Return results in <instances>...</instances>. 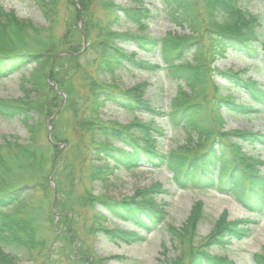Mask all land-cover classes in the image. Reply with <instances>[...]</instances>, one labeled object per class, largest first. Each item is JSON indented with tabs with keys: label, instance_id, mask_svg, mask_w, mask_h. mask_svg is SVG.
Segmentation results:
<instances>
[{
	"label": "rangeland",
	"instance_id": "374dc122",
	"mask_svg": "<svg viewBox=\"0 0 264 264\" xmlns=\"http://www.w3.org/2000/svg\"><path fill=\"white\" fill-rule=\"evenodd\" d=\"M107 0H55L48 18L35 0H0V8L12 11L19 18L30 21L37 29V38L32 43H17L13 49L17 52L28 50L41 54L44 64V76L38 81L42 87V100L52 102L50 113L36 115L34 124L35 138L40 146L50 151L51 161L45 160L43 169L32 175L12 171L6 178L7 188L22 185L25 181H34L45 176L47 192L37 188L28 200L31 208H37L34 214L39 223L38 237L46 241L42 248L32 252L16 254L17 264H185L188 256V245H193L212 233L222 216L227 220L247 219L249 232L241 240H230L224 246H211L208 252L225 257L232 264H254L252 256L261 252L264 247V210L252 209L241 203L237 194H221L216 190L204 188L180 189L174 182L172 171L168 167H137L131 169L114 168L111 175L89 181L88 166H102L105 162L88 151L87 133L77 124L85 116L82 110L88 101V84L91 80L101 82L105 88L120 93L138 87L140 98L161 114L145 111H133L118 104L107 102L101 108L100 117L104 121L130 126L136 121L152 123L165 129V135L159 143L163 153L177 152L180 146H191L197 141L196 133L181 128H174L167 121V113L179 100L177 81L166 70L160 45L153 51L141 50L128 42H117L128 55L133 54L135 61H143L151 66L150 70L132 66H122L112 74L96 73L95 62L100 49L97 27L100 24L113 22L117 32L142 34L153 38H167L173 35H190L185 23L177 19L176 13L165 0H141L142 6L149 9L150 15L142 22L141 27L119 16L104 10ZM119 7L132 8L138 5L129 0H112ZM238 4L248 11L264 17V0H238ZM109 18V21L106 19ZM204 43L207 39L201 36ZM76 49V52L69 50ZM48 51V53H45ZM4 52L0 50V53ZM51 55H50V54ZM54 54V56H52ZM193 58V51H185L183 59ZM180 61H175V64ZM211 68L202 88L197 90L191 102H201V115L212 117V106L216 97H229L236 104L244 106L253 113L233 114L222 110L225 132H259L264 134V107L256 104L241 89L221 81L213 72L235 73L240 79H250L258 87L264 88V62L261 57L248 59L234 52H227L223 57L211 62L205 57ZM37 65L33 64L0 78V100L21 104L24 96V83L28 81ZM180 82V81H178ZM181 86L189 92L185 81ZM27 85V83H26ZM218 86L217 90H214ZM217 93V94H216ZM34 94V92H32ZM176 98V99H174ZM174 99V100H173ZM180 101V100H179ZM77 111V113H76ZM84 113V112H83ZM213 131L219 127L214 123ZM2 136L26 141L30 132L21 119L0 117V140ZM189 138V140H188ZM13 140V139H12ZM119 147L116 140L109 141ZM190 151L202 153L209 145ZM55 144V145H53ZM242 150L249 156L256 157L262 164L256 170L264 176V145L240 143ZM51 148H50V147ZM38 150V149H37ZM54 156V158L52 157ZM53 159V160H52ZM214 179L216 177H213ZM160 184L165 193L156 194V202L164 210L162 222L152 231L139 233L143 239L133 243H122L109 240L102 228L135 231L133 225L122 219L114 218L96 201L91 204L84 199L83 193L105 197L113 201L138 197V192ZM6 186L2 188L6 189ZM89 203H88V202ZM196 204H200L202 218L195 224L191 239L174 246L169 229L184 226ZM30 214V211L26 209ZM178 257L179 260H175Z\"/></svg>",
	"mask_w": 264,
	"mask_h": 264
},
{
	"label": "trees",
	"instance_id": "16d2710c",
	"mask_svg": "<svg viewBox=\"0 0 264 264\" xmlns=\"http://www.w3.org/2000/svg\"><path fill=\"white\" fill-rule=\"evenodd\" d=\"M35 1L48 18L49 12L52 11L50 4L53 5L55 0ZM129 1L138 5L125 8L115 5L112 0H107L103 8L111 13L115 10L119 16L141 27L150 11L142 6L141 0ZM165 1L176 13L177 19L187 25L190 35H170L159 39L142 34L117 32L112 27L113 22L100 24L97 30L101 41L95 71L112 74L125 65L150 70L155 66L135 61L133 54H126L117 42H128L147 51H153L160 45L162 57L167 63L166 70L174 79L185 81L190 90L186 92L177 81L179 94L177 99L180 101L174 98L177 101L167 113V121L174 128L196 133L198 139L191 146H180L177 152L163 153L159 150V143L165 135V129L161 126L141 121H136L130 126L104 121L100 114L101 108L107 102L133 111L157 115L161 112L151 108L148 102L140 98L142 92L138 87L120 93L109 87L105 88L101 82L91 80L87 87L86 109L82 110L85 116L78 119L77 125L87 133L85 147H88V151H93L105 164L91 167L89 165L88 179L97 181L100 178H107L114 168L168 167L180 189L209 188L220 193L230 192L237 194L244 204H252L264 210V176L256 170V165L262 164V161L247 155L240 145L242 142L264 145V134L222 130V110L233 114H243L252 110L234 103L229 97L218 96L213 102V115L207 118L201 115L202 103L190 101V98L196 96L197 90L202 88L204 80L211 72L205 57L214 62L227 52H234L248 59L260 56L264 62V17L243 8L238 4V0ZM106 20L109 21V18ZM36 28L30 21L19 18L10 10L0 8V50L4 51L0 53V78L30 65H37L34 74L24 83L25 98L21 104L0 100V117L11 119L17 117L24 122L30 132L29 138L24 142L8 136H2L0 140V264H17L16 254H28L37 247L42 248L46 245V241L38 237L39 223H36L34 216L38 207L31 208L28 203L37 188L47 192L45 176L39 179L38 185L34 181H25L20 186L10 188L6 186V178L12 171L25 174L28 178L31 176L28 179L31 180L35 178L32 175H38L43 169L45 160L52 162L50 151L45 149L44 145H38L34 124H31L32 118L40 113L48 112L52 115L49 110L52 102L42 100L44 99L40 90L42 86L38 84L45 74L43 67L48 59H45L44 63L37 51L17 52L13 49L14 44L38 40ZM202 35L206 37L207 43L202 41ZM189 50L193 51V58L186 61L183 56L185 51ZM69 51L76 52V49ZM177 60L180 62L175 64ZM214 74L226 84L241 89L255 103L264 107V89L258 87L254 81L242 80L235 73L216 69L212 75ZM217 89L218 86H215L214 90ZM215 122L219 128L213 131ZM111 140L118 141L119 147L110 144ZM207 140L210 141L209 145L202 153L188 155L190 151L195 152L201 148L203 142ZM5 186L6 189L2 190ZM165 192L162 186L156 183L149 189L139 191L137 199L113 201L93 196L89 191L83 193L82 197L91 204L96 201L114 218L126 221L137 230L136 232L102 228V232L109 240L133 243L143 239L139 232L152 231L162 222L164 210L156 202L155 196ZM201 213L200 204H196L184 226L178 230L169 229L174 246L193 237L195 224L197 225L202 218ZM251 222L247 219L230 221L222 216L210 235L193 245H188L185 264H232L225 257L210 254L208 248L222 247L230 240L247 237L249 232L247 223ZM177 259L179 260L178 257L175 258ZM252 259L254 264H264V247L261 252L254 253ZM172 264L176 262L173 260Z\"/></svg>",
	"mask_w": 264,
	"mask_h": 264
}]
</instances>
